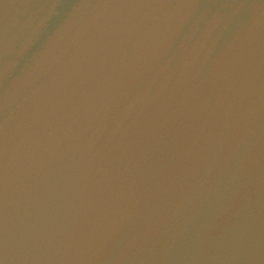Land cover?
<instances>
[{
  "label": "water",
  "instance_id": "1",
  "mask_svg": "<svg viewBox=\"0 0 264 264\" xmlns=\"http://www.w3.org/2000/svg\"><path fill=\"white\" fill-rule=\"evenodd\" d=\"M0 264H264V0H0Z\"/></svg>",
  "mask_w": 264,
  "mask_h": 264
}]
</instances>
